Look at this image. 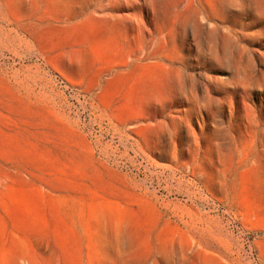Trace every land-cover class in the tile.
Wrapping results in <instances>:
<instances>
[{
  "label": "rangeland",
  "instance_id": "1",
  "mask_svg": "<svg viewBox=\"0 0 264 264\" xmlns=\"http://www.w3.org/2000/svg\"><path fill=\"white\" fill-rule=\"evenodd\" d=\"M0 264H264V0H0Z\"/></svg>",
  "mask_w": 264,
  "mask_h": 264
}]
</instances>
